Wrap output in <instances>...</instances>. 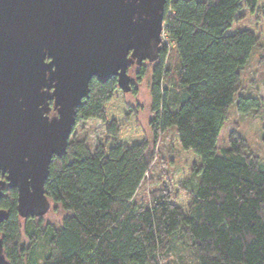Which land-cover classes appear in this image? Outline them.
Segmentation results:
<instances>
[{"label":"trees","instance_id":"1","mask_svg":"<svg viewBox=\"0 0 264 264\" xmlns=\"http://www.w3.org/2000/svg\"><path fill=\"white\" fill-rule=\"evenodd\" d=\"M161 45L135 79L148 76L149 132L116 77L90 79L66 154L51 160L44 182L57 222L45 221L48 211L19 216L17 190L3 188L6 264H264V155L233 123L218 144L232 104L242 114L259 108L242 72L264 46V0H166ZM89 119L103 127L93 146L75 134ZM169 130L168 152L183 166L164 167L138 201L153 162L169 163L155 150Z\"/></svg>","mask_w":264,"mask_h":264},{"label":"water","instance_id":"2","mask_svg":"<svg viewBox=\"0 0 264 264\" xmlns=\"http://www.w3.org/2000/svg\"><path fill=\"white\" fill-rule=\"evenodd\" d=\"M165 3L0 0V198L4 187L15 188L19 216L49 210V165L66 154L90 79L114 76L129 92V66L158 58ZM7 217L0 208V223Z\"/></svg>","mask_w":264,"mask_h":264},{"label":"rangeland","instance_id":"3","mask_svg":"<svg viewBox=\"0 0 264 264\" xmlns=\"http://www.w3.org/2000/svg\"><path fill=\"white\" fill-rule=\"evenodd\" d=\"M140 66L130 65L128 68L129 74L134 78L136 72L139 70ZM133 80V84L137 86V93L133 94L127 92V98L130 102L139 103L141 108L139 110L140 123L144 128H148L149 120V90H148V76L143 77L141 80ZM242 79L245 82L246 94L251 93L258 98L259 108L257 112H249V114L237 113L234 111L235 105L230 106L231 118L227 120L223 131L219 135L218 144L225 145L227 140L228 132L232 127V123L236 125L239 132L247 138L250 143L251 149L258 152L261 156L264 155V142L260 139L261 126L264 122V46L254 47L250 54V57L245 65L242 72ZM132 83V82H131ZM149 132V129H147ZM75 134L78 137H87L88 142L91 146L94 145L96 139L103 134V127L98 120L89 119L75 128ZM172 132L169 130L167 133L163 134L158 139V145L155 146V150L159 153L162 161H168L167 165L160 163V159H156L148 174L145 176L143 184L138 188L136 193V199L142 201L146 199L147 194L150 190L159 185L161 173L165 167L168 172L178 171L181 166H183V161L174 153L173 151L168 152V142ZM264 161V158L262 159ZM164 165V166H163ZM59 216L55 212L54 208L48 210L45 216V221L57 222ZM177 247L178 244L176 243ZM175 246V254L179 249ZM37 257L41 254V248H36ZM173 252V256H176Z\"/></svg>","mask_w":264,"mask_h":264},{"label":"flooded vegetation","instance_id":"4","mask_svg":"<svg viewBox=\"0 0 264 264\" xmlns=\"http://www.w3.org/2000/svg\"><path fill=\"white\" fill-rule=\"evenodd\" d=\"M160 53V52H159ZM134 65V64H133ZM130 67V66H129ZM131 76V75H130ZM137 77V75L135 74V77L134 78H136ZM132 76H131V81H132V83H133V79H134ZM53 112V110H51L50 111V114ZM2 176V175H1ZM1 179V178H0Z\"/></svg>","mask_w":264,"mask_h":264}]
</instances>
